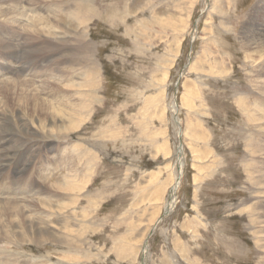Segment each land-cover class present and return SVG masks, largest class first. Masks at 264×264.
I'll list each match as a JSON object with an SVG mask.
<instances>
[{
	"label": "rangeland",
	"instance_id": "rangeland-1",
	"mask_svg": "<svg viewBox=\"0 0 264 264\" xmlns=\"http://www.w3.org/2000/svg\"><path fill=\"white\" fill-rule=\"evenodd\" d=\"M95 1L101 13L85 31L68 16L71 0H45L56 28L44 26L24 56L27 65L33 61L28 74H17V65L25 67L19 60L8 63L13 74L0 69V85L20 78L35 93L57 77L61 91L39 97L58 109L70 103L77 111L90 93L92 99L85 123L64 133L69 111L62 110L61 121L32 116L24 85L0 94L6 97L5 103L0 96V144L16 155L0 171V184L20 181L18 193L38 177L37 167L51 177L50 187L70 177L77 185L73 193H57L35 180L29 198L38 207L30 215L41 231L18 247L0 241V261L264 264V47L258 56L249 45L264 35V0ZM16 2L0 0V18ZM26 4L20 0L21 16L32 13ZM24 25H10L9 37L29 44L33 35L23 34ZM58 28L68 39L55 49ZM80 33L98 69L92 92L77 85L94 78L75 47ZM47 52L54 55L49 64ZM6 195L0 191L15 196Z\"/></svg>",
	"mask_w": 264,
	"mask_h": 264
},
{
	"label": "bare ground",
	"instance_id": "bare-ground-1",
	"mask_svg": "<svg viewBox=\"0 0 264 264\" xmlns=\"http://www.w3.org/2000/svg\"><path fill=\"white\" fill-rule=\"evenodd\" d=\"M11 0H2L3 3L5 2H9ZM21 1H24L25 3H27L24 8H27V10L29 9L30 12H32L30 15L25 14L26 15H23L21 16L20 14H23L22 11L24 10H21L20 11V0H17L16 3H14V5L16 6H7V9L4 13H2V17L0 18V54H1V58L2 60H4L5 62L3 64L0 63V69L2 70L1 72H5L6 74H13L15 73V67L13 68L11 66V64H8V63H12V62H16L17 60L19 61H23V58H25L24 56L30 51L29 49L32 48L35 44L34 42H38L40 41V38L38 37L40 35L39 32H41L42 29H44L45 27L46 28H50L49 29H54L56 28V25H54V23L52 22L53 20H51L52 18L51 17H48L47 14L45 13V8L44 6H42L43 3H45L44 1L45 0H21ZM58 2V1H57ZM71 4H69L71 7H72V10H69L70 13H69V18L70 20H72L73 22V19H76L78 21V25L79 26H82L83 29L86 27L85 25L90 22V20L93 18V17H97L100 13H101V9L98 4H96V1H95V4H94V0H71ZM12 3V2H11ZM23 4V3H22ZM96 5V6H95ZM5 8V7H4ZM57 8V7H56ZM61 10V9H60ZM55 13V12H54ZM20 15V17H18V15ZM5 17H7L10 21L11 20H14V21H11V22H8L7 20L5 21ZM248 17V16H247ZM17 19V20H16ZM27 19V23L28 25L25 26L24 25V22L26 21ZM97 19V18H96ZM50 20V21H49ZM16 21H19V23L21 25H24V28L21 30L23 32V34L25 36H27L28 38H30L31 35H33L31 38L32 41L29 42V44H27L26 42H24L23 40H20L19 39V36L17 34H11L13 36V38L9 37V31H11V28H10V25H13V23ZM258 23V22H257ZM255 24V23H254ZM50 25V26H49ZM45 26V27H44ZM90 26V25H89ZM260 26V25H259ZM20 27V25H19ZM44 27V28H43ZM78 27V26H77ZM19 29V28H18ZM59 31H57L58 33V39L59 41H54L55 42V49L57 47L58 44H63L64 46H67L66 44V39L67 38V32L66 31H63L62 29L58 28ZM82 29V28H81ZM80 29V30H81ZM27 30V31H26ZM78 30V29H77ZM85 30V29H84ZM258 30V28H257ZM17 31V30H15ZM83 31V30H82ZM86 31V30H85ZM252 31V30H251ZM259 32H263V30H258ZM251 33V32H250ZM258 33V32H257ZM42 34V32H41ZM251 34H254V33H251ZM259 34V33H258ZM15 35V36H14ZM19 35H21L20 31H19ZM57 36V35H56ZM35 37V38H34ZM247 37V36H246ZM38 38V39H36ZM249 38V37H248ZM252 38V37H251ZM260 38V37H259ZM77 42V51H78V54H79V57L80 58H83L85 59L86 61L89 62V68L90 70L94 73V78H87L86 76V81L84 82H80L78 85L79 88L81 89H86V90H89L90 92H92V88L93 87H96L98 85V81L96 80L95 76H97L98 74V69H97V65L95 64V62L93 61V52L92 53H89L90 50V42L87 41L85 39V36L80 33V34H77V36H75L74 38ZM250 39V38H249ZM257 39V38H256ZM255 39V40H256ZM42 41V40H41ZM244 41V40H243ZM262 41H264V35L262 34V40L260 39L259 41H254L255 43H252L253 40L251 39L249 42V45L251 46L252 49H250L251 51H253V55L254 54H259L261 55L262 52V47H264L263 43H261ZM45 43V42H44ZM71 45V44H70ZM43 46V45H42ZM74 46V45H73ZM248 47V46H247ZM63 48V47H62ZM69 48V47H68ZM16 49H18L20 51L19 54H17L16 52ZM40 49V47L38 48ZM54 49V50H55ZM58 49V48H57ZM42 50V48H41ZM61 50V49H60ZM75 50V49H73ZM52 51V50H51ZM41 54V51H39ZM46 53V51H44ZM44 52L42 54H44ZM54 52V51H53ZM57 52V51H56ZM31 53L33 54V52L31 51ZM48 54H53V53H48L47 52V55ZM37 55V53H36ZM252 55V56H253ZM19 56H20V59H19ZM40 56V55H39ZM43 56V55H42ZM54 55H48L47 56V63L49 64L50 59L53 57ZM250 56V55H249ZM257 56V55H256ZM27 58V57H26ZM37 58V57H36ZM264 58V57H263ZM262 58V59H263ZM261 59V58H260ZM261 59V60H262ZM36 60V59H34ZM38 60V59H37ZM41 60V59H40ZM25 63V59L23 61ZM74 62V61H73ZM82 62V61H81ZM251 62V61H250ZM255 62V61H254ZM259 62V61H258ZM261 62V61H260ZM52 63V62H51ZM50 63V65H51ZM262 63V62H261ZM29 65H27L25 63V67L24 64L23 65H17V74H21V73H27V71L29 70L28 66H30L31 64H33V61H32V58L30 57L29 58V62H28ZM253 64V63H252ZM54 65H58V63L54 64ZM255 66V65H254ZM258 66V65H257ZM47 68V67H46ZM60 68V67H58ZM31 70V69H30ZM57 70V69H56ZM32 71V70H31ZM254 71V70H253ZM34 72V71H33ZM261 72V71H259ZM54 73V72H53ZM262 73V72H261ZM96 74V75H95ZM30 75H32L30 73ZM262 75V74H261ZM264 75V74H263ZM13 76V75H12ZM19 76V75H18ZM67 76V75H66ZM45 77V76H44ZM13 78V77H12ZM49 79V78H48ZM62 79V78H60ZM58 78L57 77H54L52 76L50 80H41L44 82L45 86H49L50 89H47L46 87H44V84L43 86L39 85L38 82L37 84L39 85V90H38V94L33 92V90L31 89V86L27 85V83L29 84V82L25 81V80H22V79H18L17 81H13V80H7V81H3L2 82V85H0V94H3L2 92L6 89V91H4V94H8V92L10 93V88H13V87H18L17 89H19L22 85H24V89L26 87V92H28V95L26 94V96H24L26 98L25 101H27L24 105V108L28 111V113L30 112L31 115H39L40 113L43 114V115H48L50 117H52L53 120H60L61 119H64L65 120V117H62L64 116L66 113H68V111L70 113H68V118H69V124L68 126H65L64 127V133H65V130H67V132L70 130V131H74L76 128H79L80 125L77 124L80 122L81 123H85V120L87 119L86 117V114L90 112V105L92 104V99H91V93L89 95L88 98V102L85 106L77 109V111L75 110H72L73 108L71 107V104L70 103H64V105L62 106L63 109H58L56 107H52L49 105L48 102H45L43 100L40 99V93L41 94H44L46 93V95H53V92L57 93L56 91H58L61 87V84L59 82H57ZM62 81V80H61ZM261 81V80H260ZM1 82V81H0ZM35 82V81H34ZM64 83V82H63ZM31 84V83H30ZM58 85V89L56 90L55 89V86ZM69 88L70 87H73L72 85H68ZM36 87V86H35ZM15 88V89H16ZM23 88V87H22ZM33 88V87H32ZM14 89V91H15ZM12 90V89H11ZM23 90V89H22ZM51 90V91H50ZM61 91V89H60ZM264 91V89L262 90ZM23 92L24 94V91H21ZM12 94V93H11ZM10 94V95H11ZM17 94V93H15ZM81 94V93H80ZM87 94V92H86ZM14 95V94H13ZM88 95V94H87ZM1 97L3 95H0ZM12 96V95H11ZM16 95H14L15 97ZM0 97V98H1ZM8 97V95H7ZM21 97L22 96V93H21ZM51 97V96H50ZM53 97V96H52ZM2 98H4V102H5V96H3ZM1 98V99H2ZM11 98V97H10ZM18 98V97H17ZM57 98V97H55ZM53 98V99H55ZM63 98V97H62ZM19 99V98H18ZM50 99V98H49ZM8 100V98L6 99ZM13 100V99H12ZM15 100L14 99V103H15ZM23 100V98H22ZM48 100V99H46ZM57 100V99H55ZM62 100V99H61ZM248 100V99H247ZM12 101V102H13ZM16 101H19V100H16ZM54 101V100H52ZM51 101V102H52ZM63 101V100H62ZM2 102V103H4ZM9 102V101H8ZM7 102V104H9ZM20 102V101H19ZM18 102V103H19ZM50 102V103H51ZM55 102V101H54ZM53 102V103H54ZM57 104L59 103L58 101H56ZM6 103V102H5ZM13 103V104H14ZM22 103V102H21ZM19 104V105H22V104ZM52 103V104H53ZM63 103V102H62ZM55 104V103H54ZM60 104V103H59ZM59 104L57 105L59 107ZM249 105V104H248ZM8 106V105H7ZM12 106V105H11ZM13 107V106H12ZM61 107V106H60ZM250 107V106H249ZM5 108V106H4ZM8 108V107H7ZM11 108V107H9ZM22 108V107H21ZM20 108V109H21ZM6 110V109H5ZM10 110V109H9ZM62 110H66V113L65 111H62ZM8 111V109H7ZM25 111V110H24ZM3 113V112H2ZM252 115V114H251ZM250 115V116H251ZM255 115L253 118H255L256 116L259 117L257 114H256V111L254 112ZM260 115H263V113H261ZM41 116V115H39ZM38 116V117H39ZM249 116L248 119H250L251 117ZM42 117V116H41ZM84 117V118H83ZM1 118V117H0ZM47 118V117H46ZM39 119V118H38ZM72 120H75L74 122ZM259 120V119H258ZM63 121V120H62ZM4 122V121H2ZM46 124V123H45ZM8 125V123H7ZM0 128H2V124H1V119H0ZM69 128V129H68ZM7 130V129H6ZM49 130V129H48ZM46 130V131H48ZM0 131H2L0 129ZM45 131V132H46ZM11 133V132H10ZM48 133V132H47ZM5 134V133H4ZM47 135V134H46ZM12 136V135H11ZM45 136V135H44ZM55 137H57L55 135ZM58 138V137H57ZM15 139V138H14ZM48 139V138H47ZM62 139V138H61ZM6 141V140H5ZM5 143H1L0 144V171L1 170H4L5 166L8 165V162H10L11 160H13L15 158V154H12L10 152V150L8 148H5ZM20 143V142H19ZM29 148V147H28ZM66 150V149H64ZM76 150V149H74ZM181 151V148L179 149V152ZM75 152V151H74ZM85 155V153H84ZM87 156V155H86ZM64 157V156H63ZM68 157V156H67ZM73 157V156H72ZM71 157V158H72ZM179 157H180V166L182 167L183 165V160H182V156H181V153H179ZM19 158V157H18ZM70 156L67 158L69 159ZM79 158H83V155H79ZM61 159V158H60ZM74 159V158H73ZM18 161H20L21 159H17ZM62 160H66L65 159H62ZM60 160V161H62ZM68 161V160H67ZM86 161V160H85ZM13 162V161H12ZM65 161H63V165L65 164L64 163ZM74 162V161H73ZM82 162V161H81ZM24 163V162H23ZM60 163V164H62ZM69 162H67V165L69 166L68 164ZM14 164V163H13ZM26 164V163H25ZM59 164V163H58ZM20 166V165H19ZM17 166V167H19ZM74 166V164H73ZM7 167V166H6ZM65 167V165H64ZM10 168V167H9ZM8 168V169H9ZM47 168V166H46ZM60 168V167H59ZM70 168V167H69ZM7 169V170H8ZM12 169V168H11ZM78 169V168H77ZM80 169V168H79ZM22 170V168H21ZM46 170V169H45ZM71 170V169H70ZM81 170V169H80ZM33 171H34V168H33ZM68 171V170H67ZM18 172V171H17ZM16 172V173H17ZM20 172V171H19ZM22 172V171H21ZM38 177L32 179L31 181H29L28 184L25 185L24 189H22L21 187H18V193L15 192V186L19 183H21L20 181L17 182H11L9 185L5 186V185H2V183L0 184V191L5 195H12V193L15 194L14 197L12 196H7V197H0V222H3L5 223L4 225V228H7V229H0V241L3 242L6 246H10V245H13V246H21L23 241L24 240H27L29 237H30V234L29 233H35L36 230H40V228L36 225V223L39 221H35L33 220L34 217H31L30 213L33 212V214L36 212V208L35 207H38V205L36 206L35 204H33V200L30 199L29 195L31 193H34V188L33 189V186L34 183L36 181H40L42 184H46L44 185L43 187L47 190V189H50V192L51 190L52 191H58L59 192H62V191H67L69 193H73L77 190V185H76V181H74L71 178V180L69 181L68 184L66 185H58V186H51L49 185V183L51 182V177H49L48 175H45V177L43 178V173L41 171V169L37 168L35 169L34 171ZM34 172H33V176L35 177L34 175ZM5 173V172H4ZM45 173V172H44ZM51 173V172H50ZM70 173H73L72 171H70ZM13 174V173H12ZM20 174V173H19ZM19 174L17 176H19ZM28 174V173H27ZM52 174V173H51ZM9 175V174H8ZM21 175V174H20ZM43 175V176H42ZM79 175V174H77ZM32 176V174H31ZM52 176V175H50ZM22 177V176H21ZM74 177V175H73ZM1 178V176H0ZM22 180V179H21ZM36 180V181H35ZM50 180V181H49ZM17 181V180H16ZM79 181V180H78ZM5 182V181H4ZM85 182V181H84ZM83 183V182H82ZM51 184V183H50ZM40 186V185H39ZM175 187V186H174ZM82 188V187H81ZM43 189V188H42ZM17 191V190H16ZM174 191L175 189L173 188L172 190V194H174ZM20 193L22 195H20ZM55 193V192H54ZM36 194V193H35ZM39 194V193H38ZM20 195V196H19ZM37 195V194H36ZM22 196L24 198H22ZM4 199V200H3ZM173 200V199H172ZM36 201V200H35ZM35 203V202H34ZM78 209V208H77ZM39 214V213H38ZM38 216V215H37ZM9 224V225H8ZM2 226V225H1ZM11 226V227H10ZM12 228H16L18 230H13ZM33 233V234H34ZM46 234V233H45ZM33 236V235H32ZM39 237V236H38ZM70 239V238H69ZM8 242V243H7ZM30 242H31V239H30ZM62 243H64L62 241ZM56 244V243H55ZM65 244V243H64ZM70 247V246H69ZM0 264H4L2 261H0Z\"/></svg>",
	"mask_w": 264,
	"mask_h": 264
}]
</instances>
